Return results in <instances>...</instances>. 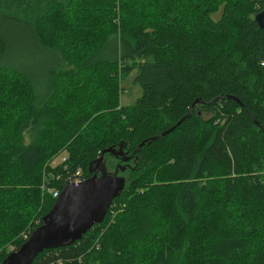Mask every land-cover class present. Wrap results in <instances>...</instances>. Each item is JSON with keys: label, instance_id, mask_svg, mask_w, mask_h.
<instances>
[{"label": "trees", "instance_id": "trees-1", "mask_svg": "<svg viewBox=\"0 0 264 264\" xmlns=\"http://www.w3.org/2000/svg\"><path fill=\"white\" fill-rule=\"evenodd\" d=\"M263 9L0 0V264L42 225L50 188L120 147L131 159L103 164L127 184L104 222L33 264H264ZM24 29L53 59L43 89L4 61ZM132 74L142 94L123 106Z\"/></svg>", "mask_w": 264, "mask_h": 264}, {"label": "water", "instance_id": "water-1", "mask_svg": "<svg viewBox=\"0 0 264 264\" xmlns=\"http://www.w3.org/2000/svg\"><path fill=\"white\" fill-rule=\"evenodd\" d=\"M255 21L264 30V9L256 16ZM177 127L163 133L161 137L169 135ZM157 139L153 138L152 141ZM144 145L141 144L140 148ZM105 154L122 158L124 162L131 159L126 157L123 147L118 151L105 150L96 164L92 165L93 168L91 166L92 177L79 184H66L50 212L44 216L42 225L1 264H33L43 252L73 246L95 225L104 222L114 200L127 184L126 179L119 176V169L113 174L108 172L103 164Z\"/></svg>", "mask_w": 264, "mask_h": 264}, {"label": "rangeland", "instance_id": "rangeland-1", "mask_svg": "<svg viewBox=\"0 0 264 264\" xmlns=\"http://www.w3.org/2000/svg\"><path fill=\"white\" fill-rule=\"evenodd\" d=\"M4 61L8 64L7 66L18 64L19 69L32 76L34 75L35 82L40 89L44 87L45 82L43 83V81H45L49 68L54 65L52 56L47 52L37 50L35 42L26 34L25 29L19 34L13 33L12 45ZM134 78L135 74H132L123 83L125 89V92L121 96V103L123 106L134 105L142 94L141 87L133 84ZM55 162L60 164L61 159L57 158ZM107 170L110 173L112 172L109 168H107ZM81 174L83 175L82 171ZM120 177L125 178L124 176ZM12 249L13 248H11L10 251Z\"/></svg>", "mask_w": 264, "mask_h": 264}, {"label": "built area", "instance_id": "built-area-1", "mask_svg": "<svg viewBox=\"0 0 264 264\" xmlns=\"http://www.w3.org/2000/svg\"><path fill=\"white\" fill-rule=\"evenodd\" d=\"M66 160L64 159L63 162H65ZM58 179H60V177H58ZM84 181V178L82 177L81 171L76 172L75 174H69L64 181V185L68 184V183H75V184H79L81 182ZM50 192L53 194L54 198H58L60 193L58 189H50ZM32 235V234H31ZM30 234H25L23 236L25 241H28L29 238L31 237Z\"/></svg>", "mask_w": 264, "mask_h": 264}, {"label": "bare ground", "instance_id": "bare-ground-1", "mask_svg": "<svg viewBox=\"0 0 264 264\" xmlns=\"http://www.w3.org/2000/svg\"><path fill=\"white\" fill-rule=\"evenodd\" d=\"M85 180V179H84Z\"/></svg>", "mask_w": 264, "mask_h": 264}]
</instances>
